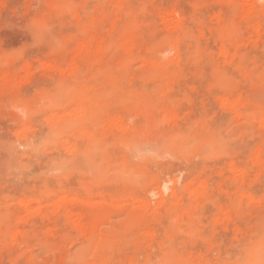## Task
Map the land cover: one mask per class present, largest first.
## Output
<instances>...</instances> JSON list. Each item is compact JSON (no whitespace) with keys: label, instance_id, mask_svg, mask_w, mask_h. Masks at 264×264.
Instances as JSON below:
<instances>
[{"label":"rangeland","instance_id":"1","mask_svg":"<svg viewBox=\"0 0 264 264\" xmlns=\"http://www.w3.org/2000/svg\"><path fill=\"white\" fill-rule=\"evenodd\" d=\"M0 264H264V0H0Z\"/></svg>","mask_w":264,"mask_h":264},{"label":"bare ground","instance_id":"2","mask_svg":"<svg viewBox=\"0 0 264 264\" xmlns=\"http://www.w3.org/2000/svg\"><path fill=\"white\" fill-rule=\"evenodd\" d=\"M81 107V106H80ZM24 134V133H23ZM75 198V197H74ZM77 198V197H76ZM59 201V200H58ZM74 201V200H73ZM78 201V200H77ZM68 202H71V201H68ZM67 202V203H68ZM60 203V202H59ZM66 203V202H65ZM86 204V203H85ZM94 203H91V205L90 204H87L86 205V207L87 208H89L90 209V211H87V209H86V211L87 212H89L88 213V220H87V223L85 224V225H81V224H79V230L80 231H83V232H90V233H94V232H96V229H97V227H98V224H99V222H101V220H102V218H105V217H103V214H102V212L101 211H103V210H101V205L99 204V205H96L97 203H95L94 205H93ZM88 209V210H89ZM86 212V213H87ZM85 213V214H86ZM105 215V214H104ZM76 217V216H75ZM78 220H80L81 218H80V216L78 215L77 217H76ZM71 220V219H70ZM104 220V219H103ZM76 221V220H75ZM82 221V220H81ZM86 221V220H85ZM84 224V223H83ZM85 234H87V233H85ZM94 236H97V235H94Z\"/></svg>","mask_w":264,"mask_h":264}]
</instances>
